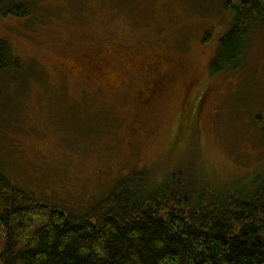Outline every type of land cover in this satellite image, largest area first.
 <instances>
[{"label":"rangeland","instance_id":"374dc122","mask_svg":"<svg viewBox=\"0 0 264 264\" xmlns=\"http://www.w3.org/2000/svg\"><path fill=\"white\" fill-rule=\"evenodd\" d=\"M227 1L22 0L29 16L0 14L23 63L0 74V163L14 185L79 216L112 192L166 187L174 160L179 187L264 172V29L240 70L212 75ZM129 43L135 55L116 52ZM159 62L174 81L144 108L136 91Z\"/></svg>","mask_w":264,"mask_h":264},{"label":"trees","instance_id":"16d2710c","mask_svg":"<svg viewBox=\"0 0 264 264\" xmlns=\"http://www.w3.org/2000/svg\"><path fill=\"white\" fill-rule=\"evenodd\" d=\"M2 1L3 16L31 14L22 0ZM225 7L234 19L212 75L240 70L253 32L264 29V0H228ZM22 69L0 40V74ZM183 117L193 126L196 112ZM256 120L264 135V119ZM172 162L166 187L112 192L79 216L35 200L0 163V264H264V172L226 189L194 179L179 187Z\"/></svg>","mask_w":264,"mask_h":264},{"label":"flooded vegetation","instance_id":"af4514ba","mask_svg":"<svg viewBox=\"0 0 264 264\" xmlns=\"http://www.w3.org/2000/svg\"><path fill=\"white\" fill-rule=\"evenodd\" d=\"M139 44L144 45V42H139ZM137 50L138 46L136 43H129L120 44L119 46H117L116 52L120 55L132 53L129 55L133 56L136 54L135 51ZM150 70L153 72L154 77L151 80L147 79V74L146 79L136 91L137 101L139 104L143 105L142 107L144 108L148 106L147 103H150L152 98L161 99L162 96L158 94L160 88H166L170 86L174 81V79L170 76L169 71L163 70L162 62L153 64ZM132 131L135 132L136 130L133 129Z\"/></svg>","mask_w":264,"mask_h":264}]
</instances>
